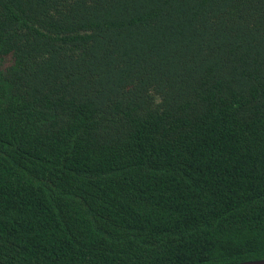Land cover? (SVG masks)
I'll use <instances>...</instances> for the list:
<instances>
[{
    "label": "trees",
    "instance_id": "obj_1",
    "mask_svg": "<svg viewBox=\"0 0 264 264\" xmlns=\"http://www.w3.org/2000/svg\"><path fill=\"white\" fill-rule=\"evenodd\" d=\"M264 260V0H0V264Z\"/></svg>",
    "mask_w": 264,
    "mask_h": 264
},
{
    "label": "water",
    "instance_id": "obj_2",
    "mask_svg": "<svg viewBox=\"0 0 264 264\" xmlns=\"http://www.w3.org/2000/svg\"><path fill=\"white\" fill-rule=\"evenodd\" d=\"M238 264H264V260L245 261Z\"/></svg>",
    "mask_w": 264,
    "mask_h": 264
}]
</instances>
